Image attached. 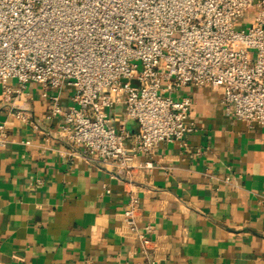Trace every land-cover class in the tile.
<instances>
[{"label":"crops","instance_id":"obj_1","mask_svg":"<svg viewBox=\"0 0 264 264\" xmlns=\"http://www.w3.org/2000/svg\"><path fill=\"white\" fill-rule=\"evenodd\" d=\"M255 16L252 7L235 29L245 32ZM2 91L0 264H264V126L227 117L220 89L183 88L193 131L152 155L127 142L121 169L81 157L62 118H47L52 91L29 84L13 106ZM71 95L62 91L63 107ZM107 113L116 132L139 133L122 105ZM130 193L138 226L153 227L146 249L122 224Z\"/></svg>","mask_w":264,"mask_h":264},{"label":"built area","instance_id":"obj_2","mask_svg":"<svg viewBox=\"0 0 264 264\" xmlns=\"http://www.w3.org/2000/svg\"><path fill=\"white\" fill-rule=\"evenodd\" d=\"M252 7L254 24L236 30ZM29 84L54 93L47 118L61 117L66 140L105 169L128 165L127 142L152 155L193 131L191 100L177 97L187 86L220 89L227 117L264 126V0H0L4 101L13 106ZM64 89L72 91L67 107ZM119 105L138 134L110 126L107 111ZM14 115L27 122V114ZM138 211L130 193L122 224L146 249L153 227L138 226Z\"/></svg>","mask_w":264,"mask_h":264},{"label":"rangeland","instance_id":"obj_3","mask_svg":"<svg viewBox=\"0 0 264 264\" xmlns=\"http://www.w3.org/2000/svg\"><path fill=\"white\" fill-rule=\"evenodd\" d=\"M131 85H132V86H137L138 84H137L136 81H131Z\"/></svg>","mask_w":264,"mask_h":264}]
</instances>
